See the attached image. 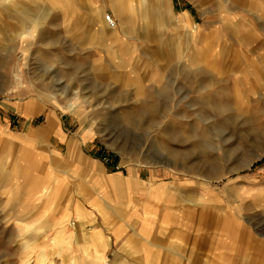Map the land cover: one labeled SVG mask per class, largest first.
<instances>
[{
  "label": "rangeland",
  "instance_id": "rangeland-1",
  "mask_svg": "<svg viewBox=\"0 0 264 264\" xmlns=\"http://www.w3.org/2000/svg\"><path fill=\"white\" fill-rule=\"evenodd\" d=\"M25 2L0 9V264H44L36 247L57 228L22 214L27 192L47 199L56 186L20 184L24 164L10 157L28 149L6 136L45 128L49 112L110 171L160 182L144 190L160 197L153 214L173 222L160 236L183 256L167 249L163 264H217L229 240L223 264H264V0H121L126 20L113 0ZM93 6L115 20V38L91 25Z\"/></svg>",
  "mask_w": 264,
  "mask_h": 264
},
{
  "label": "crops",
  "instance_id": "crops-1",
  "mask_svg": "<svg viewBox=\"0 0 264 264\" xmlns=\"http://www.w3.org/2000/svg\"><path fill=\"white\" fill-rule=\"evenodd\" d=\"M25 3L16 2L10 4L9 8L0 4V9L5 8L10 13ZM93 7L90 9L89 19L91 25H99L100 20L93 12ZM99 7L104 9V6ZM104 25L109 27L105 21ZM22 111H28L29 114L24 117L32 119L35 107L30 102L26 107L23 105ZM46 116L45 128L27 132L10 131L6 135L7 140L17 147L28 149L27 154L15 152L10 157L14 160L10 164H24L23 180L19 183L56 186L54 194L46 197L47 199L42 197L39 189L27 192L24 198L29 203L22 212L24 216H49L57 226L54 237L36 247L43 254L42 263L163 264L167 249L170 255L172 252L173 257H177V254L183 257L182 253L176 251L182 246L160 236L164 231L163 237L170 238L173 232L169 230V225L172 221L161 224L162 216L153 214L152 209L160 197L149 196L144 190L145 183H160L153 178V174L143 179L139 168L125 165L117 171H110L98 157L93 145L84 148V142H88V139L83 138V134L79 139L70 135L69 139L57 124L54 114L49 112ZM50 138L58 140L62 147L49 144ZM1 154L4 155L3 161L5 158L9 159L7 153L1 152L0 157ZM4 162L0 164H8L7 161ZM39 168H42L41 172ZM69 192L71 196L68 195ZM144 201L149 202L148 208H144ZM106 205L112 207L110 215L99 211ZM167 226L168 234L165 231ZM57 237L61 241H55L54 238ZM223 242H220L224 245L216 253L217 264L225 261V245L227 252L233 248L230 240ZM112 248H116V251L109 257ZM198 249L202 251L205 248ZM134 250L136 253L132 252ZM208 263L209 260L203 262Z\"/></svg>",
  "mask_w": 264,
  "mask_h": 264
},
{
  "label": "bare ground",
  "instance_id": "bare-ground-1",
  "mask_svg": "<svg viewBox=\"0 0 264 264\" xmlns=\"http://www.w3.org/2000/svg\"><path fill=\"white\" fill-rule=\"evenodd\" d=\"M22 1H25V0H0V4H5L6 5V4H12L14 2H22ZM138 1H139V8L145 9L146 6H147L146 0H138ZM159 1L161 2V0H159ZM113 8H114V11H115V13H116V15L118 17H120V18L122 17L124 20H126L125 18H128L127 11H126V9H124V7H122L121 0H113ZM128 10L131 11L129 8H128ZM93 12L95 13V15L98 16V19L100 20L99 21V25H97L96 31L99 32L100 34H102V37L105 38V39L115 38V36H116V28H117L116 26H114L115 25V21H114V25L113 26H109L108 23L104 19V13L102 11V8L99 7V6H94L93 7ZM144 16L146 17V16H148V14L144 13ZM104 21L109 26L108 28L105 27Z\"/></svg>",
  "mask_w": 264,
  "mask_h": 264
},
{
  "label": "built area",
  "instance_id": "built-area-1",
  "mask_svg": "<svg viewBox=\"0 0 264 264\" xmlns=\"http://www.w3.org/2000/svg\"><path fill=\"white\" fill-rule=\"evenodd\" d=\"M104 19L108 23L109 26H113L114 25V19L112 18V16L110 14L105 13L104 14Z\"/></svg>",
  "mask_w": 264,
  "mask_h": 264
}]
</instances>
